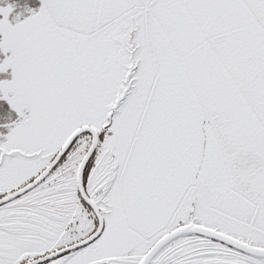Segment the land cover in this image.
<instances>
[{"label": "snow or ice", "instance_id": "6c2138e0", "mask_svg": "<svg viewBox=\"0 0 264 264\" xmlns=\"http://www.w3.org/2000/svg\"><path fill=\"white\" fill-rule=\"evenodd\" d=\"M0 264H264V0H0Z\"/></svg>", "mask_w": 264, "mask_h": 264}]
</instances>
